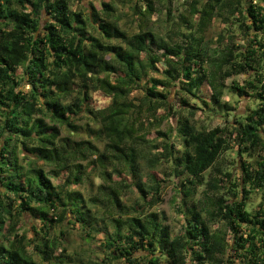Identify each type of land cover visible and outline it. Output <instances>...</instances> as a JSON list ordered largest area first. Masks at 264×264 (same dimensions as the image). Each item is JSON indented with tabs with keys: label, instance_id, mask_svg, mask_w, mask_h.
<instances>
[{
	"label": "trees",
	"instance_id": "16d2710c",
	"mask_svg": "<svg viewBox=\"0 0 264 264\" xmlns=\"http://www.w3.org/2000/svg\"><path fill=\"white\" fill-rule=\"evenodd\" d=\"M145 1L144 17L155 11L153 0ZM137 2L140 0H136L133 7L135 10ZM220 2L221 0H216L217 4ZM101 6V10L92 6V12H84L74 10L71 0H3L0 3V230L9 223L12 226L10 231H14L17 217L24 223L28 216L34 221H40L41 225V228L38 224L32 226L31 233L23 229L19 231L21 246L18 251L14 247L0 248V259L6 257V264H48L49 260L55 259L53 252L57 239H64L66 236V231L61 230L56 232V238L48 239L60 226L80 230L87 240H95L102 235V240L107 242H100V248H111L107 231L96 228L95 225L105 222L101 217L109 216L117 226L121 223L111 214L115 212L123 215L128 208L122 195L136 193V200L146 199L147 189L142 190L135 183H128L129 180L136 179L133 154L125 152L116 142L125 134H131V129L118 127L117 124H127L130 121L129 110L134 106L122 104L117 112L120 121H113L112 126L104 131L91 124L82 126L74 123L70 117L74 119L80 112L82 104L86 102V96L80 93L87 89V84L81 85L74 81L95 80L109 92L123 96L126 89L119 87L120 85L140 84L148 79L147 71L151 69L156 75L151 77L152 87L147 89L145 96L164 102L168 98L166 82L174 78V73L177 76L178 73L174 66L169 65L164 68L162 77L161 69L156 67L157 53L163 51L164 55L172 56L176 51L167 48L163 38L155 32L141 30L130 33L123 30L115 19L117 9L113 1L103 2ZM192 11L195 12L194 5ZM44 15L49 20L42 32L41 21ZM167 15H171V9ZM248 19L252 21L254 31H260L257 23L264 25V20L255 15L250 14ZM249 55L255 56L256 53ZM29 56L31 60L28 59ZM23 62H27V66L19 74L17 66ZM185 63H188L187 58ZM247 67L250 72L257 71L251 64ZM73 68L75 71H72ZM183 71L188 84L181 90L191 100L185 98L181 104L192 112L207 111V103L198 98L202 81L207 79V74L193 80L190 69L185 68ZM241 71L243 72V67ZM257 84L259 80L252 84L246 83L245 86L255 91ZM78 89L80 93L77 92ZM231 91L238 98L241 95L252 98L251 93L244 88L233 87ZM64 99H68V103H64ZM210 99L214 106H222L226 111L232 110L230 103L225 100L221 103L218 93H214ZM255 100L259 101L256 109H249L252 115L246 117L245 124L239 125L246 138L255 139L258 129L264 135V128H261L264 125V89L256 92ZM85 115L95 119L91 111ZM233 123L238 122L234 120ZM65 131L68 135H64ZM105 132L115 137V140L102 148L98 142L105 136ZM219 133L220 129L217 127L193 138L198 145L201 169L211 164L223 149L225 142L217 138ZM5 134L8 139H3ZM80 134L83 136L76 138ZM153 135L160 142L167 138V134L161 131ZM89 154L96 156V159L88 165L68 163L71 159H87ZM236 159L246 173L251 166L249 161L244 160L239 151L236 152ZM97 166L105 169L111 167L113 171H105L104 183L96 185L99 195L89 196L91 181L87 191H81L80 186L85 181L88 168ZM257 177L259 184L264 175L257 173ZM53 178L60 179V183L55 184ZM246 178L250 180L252 177L248 175ZM73 185L75 187L71 192L64 191V186ZM262 198L264 202V197ZM223 203V197H219L216 208L222 210ZM261 204L264 203H260L259 208ZM133 207L139 208L140 205L133 203ZM258 209L248 211L246 207L244 212L237 213L236 216L229 211L226 216L231 219L233 231L247 232L249 240H255L257 234L264 235V220L260 219L264 213ZM159 218V213H152L149 225L132 218L134 234L142 238L141 252L143 240L149 235L163 242L170 232L169 226L161 227L157 224ZM183 218L185 238L188 241H200L203 232L208 231L207 223L198 217L194 209L190 212L187 207L183 208ZM198 223L201 225L199 230L196 229ZM34 239L39 241L36 247H32ZM208 241L207 251L211 253L219 241L213 242L211 236ZM243 242L244 238L241 237L238 246L242 247ZM148 247L152 248L153 245L149 243ZM161 250L166 256L164 264H182L183 253L178 241L172 242L170 250L162 244ZM110 255L113 261L120 260L128 264L124 257L130 256L131 252L118 249ZM60 257L61 264H71L73 259L72 256H65L63 251ZM78 264L92 262L83 263L80 260Z\"/></svg>",
	"mask_w": 264,
	"mask_h": 264
},
{
	"label": "clouds",
	"instance_id": "9594fccd",
	"mask_svg": "<svg viewBox=\"0 0 264 264\" xmlns=\"http://www.w3.org/2000/svg\"><path fill=\"white\" fill-rule=\"evenodd\" d=\"M193 5L195 12L192 11ZM140 7L143 8L144 4L140 3ZM153 7L154 13L146 15L141 30L155 32L163 38L167 48L176 51L172 56L164 55L163 51L157 53L156 67L161 69L162 77L164 68L169 65L174 66L178 73V76L174 73V78L166 82L167 100L161 102L158 98L150 99L145 96L147 89L152 87L151 77L155 75L151 69L147 71L148 79L140 84L120 85L119 87L126 89L123 96L109 92L95 80L76 79L74 82L77 84H87L86 92L80 93L77 90L86 96V102L74 119L70 117L74 123L82 126L91 124L104 131L112 126L113 121H120L117 112L122 104L134 106L129 110L130 121L127 124H117L118 127L131 129V134H125L116 142L125 152L133 154L136 179L129 180L128 183H135L142 190L147 189L146 199L132 202L122 195L128 208L123 215L115 212L111 214L121 223L117 226L109 216L101 217L105 222L95 225L96 228L107 231L111 248L97 250L95 244L78 247L74 243L76 231L60 226L48 239L56 238V232L61 230L66 231V236L64 239H57L53 252L55 259L49 260L48 264H61L62 251L65 256H72L71 264H78L80 260L91 261L92 264H122L120 260L113 261L110 255L118 249L131 252L130 256L124 257L128 264H164L166 256L161 245L170 250L173 241L179 242L183 253L182 264H264V235L257 234L255 240H249L247 232L233 231L231 219L226 216L229 211L236 216L237 213L244 212L246 207L248 211H252L264 197V179H260L259 184L257 182V173L264 175V135L258 129L255 139L246 138L243 129L239 128L240 124L247 122L246 117L252 115L249 109L254 111L259 104L255 100L256 92L264 89V25L257 23L260 31H254L252 21L248 19L252 14L264 20V0H221L219 4L216 0H171L170 3L169 0H153ZM169 9L171 18L166 23ZM252 52L256 55H249ZM186 58L188 63H185ZM28 59L31 60V56ZM249 64L257 70L255 73L248 70ZM26 66L27 62L17 66L18 72ZM185 68L191 70L193 80L207 74L198 97L208 105V110L203 115H198L181 104L185 98L191 100L181 90L188 84L184 79ZM257 80L259 84L255 91L245 86L246 83H256ZM233 87L244 88L251 93L252 98L245 99L243 95L238 98L231 91ZM214 93L220 95L221 103L230 97L232 110L226 111L222 106H214L210 99ZM63 102L68 103V99ZM89 111L93 113L94 120L85 115ZM35 119L36 116L33 117ZM234 120L238 123H233ZM199 121L211 127H202ZM217 127L220 129L217 138L224 140V147L211 164L201 169L198 145L193 138ZM158 131L167 134L163 142L153 135ZM3 139H8L7 134ZM114 140L115 137L105 132L98 143L103 148ZM237 151L251 165L246 173L236 159ZM95 159L96 156L89 154L87 159H71L68 163L88 165ZM253 161L256 163L252 164ZM105 171L112 172L113 169L101 166L88 168L80 190L87 191L91 181L92 190L88 194L98 196L99 188L96 185L104 183ZM248 175L252 177L250 180L246 178ZM74 187L75 185L64 186V191L71 192ZM219 197H223L224 201L222 210L215 206ZM133 203L140 207L134 208ZM184 207L190 212L194 209L198 217L203 218L208 225V231L203 232L200 241H188L185 238ZM258 211L264 213V204H261ZM176 212L181 214L177 216ZM152 213L167 214L168 219L161 217L157 224L161 227L169 226L170 232L163 242L149 235L143 240L141 252L142 238L134 234L132 218L149 225ZM251 218L250 216L249 219ZM260 219L264 220V215ZM36 224H40V221H36ZM11 227V224L6 223L4 229L0 230V248L14 247L18 251L21 246L18 233L21 229L26 231V226L17 217L15 230L10 231ZM200 228L198 223L196 229ZM209 236L213 238V242L219 241L211 253L207 251ZM241 237L244 238L242 247L238 246ZM106 242L101 240V243ZM149 243L153 245L152 248L148 247ZM38 245L39 241L34 239L32 247ZM85 250L86 255L83 254ZM0 264H6V257L0 259Z\"/></svg>",
	"mask_w": 264,
	"mask_h": 264
},
{
	"label": "rangeland",
	"instance_id": "374dc122",
	"mask_svg": "<svg viewBox=\"0 0 264 264\" xmlns=\"http://www.w3.org/2000/svg\"><path fill=\"white\" fill-rule=\"evenodd\" d=\"M71 1H72V8L74 10H77V11L81 10L84 12H85V10H89L90 12H92V6L96 7L98 10H101L102 9L101 3L113 1L114 4H116L117 12L115 14L116 15L115 19H116L118 25L123 30H126L127 32H130V33H137L139 31H141L142 26H143V22L145 20V17L143 15V13H146V10H145L146 9L145 8L146 1L145 0H140V2H137L138 7L136 10L133 8L135 3H136V0H71ZM140 3L144 4L143 8L140 7ZM170 18H171V15L168 16L166 14V21L165 22L166 23L169 22ZM48 20H49L48 17H46L44 15L42 18V21H41V31L42 32L44 31ZM21 73L22 72L19 71V74H21ZM245 99H251V98H245ZM230 100H231V98L229 97L225 101L230 103ZM193 112H195L198 115H203V113H204V112H200V111L197 112L194 110H193ZM199 122L201 123V126L211 127V125H205L203 121H199ZM64 135H68V132L65 131ZM82 136H83V134H80L79 136H76V138H81ZM53 182L55 184H58V183H60V179L53 178ZM126 197L128 198L129 201L134 202L137 199V194L136 193H130V195H127ZM262 199L263 198H261V203H264L262 201ZM259 205L260 204L255 205V207L252 209V211L257 210L259 208ZM180 214H181L180 212H176L177 216H179ZM159 215L161 217H163V219H165V220L168 219V216L166 213H159ZM24 221H25L24 224L26 226V231L31 233L32 226L37 225L36 221L32 220L28 216H26ZM37 226L39 228H41L40 224H38ZM67 228H72V227L68 226ZM74 230L77 233V238L74 241V243H76L78 247H83V245H85V244H87V245L95 244V247L97 248V250L100 249V242L103 239L102 235L97 236V239H95V240H87L83 236L82 232H80V230H76V229H74ZM30 233L28 234L29 236H30ZM83 254L84 255L87 254L86 250ZM97 259H99V258H97ZM83 263H86V260H83ZM122 264H124V263L122 262Z\"/></svg>",
	"mask_w": 264,
	"mask_h": 264
}]
</instances>
